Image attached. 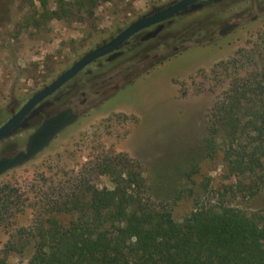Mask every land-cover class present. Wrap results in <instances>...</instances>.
I'll use <instances>...</instances> for the list:
<instances>
[{
	"label": "rangeland",
	"instance_id": "374dc122",
	"mask_svg": "<svg viewBox=\"0 0 264 264\" xmlns=\"http://www.w3.org/2000/svg\"><path fill=\"white\" fill-rule=\"evenodd\" d=\"M63 1L66 17L50 15ZM176 1L0 0V125L86 52ZM201 1L158 24L154 36L156 28L132 36L116 58L89 65L92 74L79 73L0 141V157L23 150L45 117L72 99L77 106V120L43 151L0 175V255L10 264L28 263L48 217L69 221L58 202L81 185L112 187L100 166L115 156L139 165L147 197L172 208L176 221L202 205L264 220V189L249 196L237 187L206 140L216 102L235 80L264 69V54L246 59L260 44L264 51V0Z\"/></svg>",
	"mask_w": 264,
	"mask_h": 264
},
{
	"label": "trees",
	"instance_id": "16d2710c",
	"mask_svg": "<svg viewBox=\"0 0 264 264\" xmlns=\"http://www.w3.org/2000/svg\"><path fill=\"white\" fill-rule=\"evenodd\" d=\"M87 2L98 0H80ZM64 4L50 15L66 17ZM260 45L246 59L264 54ZM206 140L210 153H221L229 176L238 178L237 187L249 196L264 189V69L235 80L216 102ZM138 167L125 157L106 160L100 168L112 187L81 185L58 202L57 209L71 218L50 216L37 228L26 264H264L262 218L231 206L202 205L176 221L172 208L151 203ZM4 207L0 201V211ZM0 264L10 263L0 255Z\"/></svg>",
	"mask_w": 264,
	"mask_h": 264
},
{
	"label": "water",
	"instance_id": "95a60500",
	"mask_svg": "<svg viewBox=\"0 0 264 264\" xmlns=\"http://www.w3.org/2000/svg\"><path fill=\"white\" fill-rule=\"evenodd\" d=\"M199 1L201 0H178L154 13L142 16L130 23L126 28L106 43L86 52L52 82L30 97L27 102L23 104L21 108H19V110H17L0 127V141L11 136L19 127L23 126L25 118L38 104L42 103L54 94L65 83L73 79L80 71L85 69L90 63L109 54H111V58H116L118 56L116 50L136 33L146 29L147 27L158 25L180 14L184 10L187 11L188 8H192L193 5ZM235 26L236 24L227 25L220 31V34H225ZM160 30L161 26L159 25L153 32L148 34V36H154ZM78 117L79 114L75 112L73 108L69 107L61 109L44 118L39 126L29 135L26 146L23 150L18 151L12 156L0 157V175L14 167L24 164L43 151L59 133L73 124Z\"/></svg>",
	"mask_w": 264,
	"mask_h": 264
},
{
	"label": "flooded vegetation",
	"instance_id": "af4514ba",
	"mask_svg": "<svg viewBox=\"0 0 264 264\" xmlns=\"http://www.w3.org/2000/svg\"><path fill=\"white\" fill-rule=\"evenodd\" d=\"M157 27H158V25H153V26H151V27H149V28H150V29H153V28L155 29V28H157ZM146 29H148V28H146ZM146 29H143V30L139 31L138 33L143 32V31H146ZM138 33H136V34H138ZM136 34H135V35H136ZM129 39H130V38H129ZM116 52H117V51H116ZM109 56H111V54L106 55V56H104V57H100V58L96 59L95 61H93L92 63H90L89 65L94 64V63L97 62L99 59H100V60H101V59H105V58H107V57H109ZM89 65H88V66H89ZM98 65L101 66V63H98ZM88 66H87V67H88ZM87 67H86L85 69H83L82 71H86V70L88 69ZM82 71H80L79 73H81ZM79 73H78V74H79ZM87 73H88V74H92V72H91L90 70H87ZM78 74H77V75H78ZM77 75H76V76H77ZM76 76H75V77H76ZM75 77H74V78H75ZM74 78H73V79H74ZM73 79H71V80H73ZM71 80H70V81H71ZM70 81H68V82H70ZM68 82H67V83H68ZM67 83H65L60 89H58L54 94H52V95H51L50 97H48L47 99H49V98H50V99H51V98H54V97L56 96V94L59 92V90H61V89L67 84ZM77 88H78V84H77V83H74V84H73V87L71 88V90L74 92ZM82 94L85 95V92H82ZM74 96H75V95H74ZM74 96H73V97H74ZM85 100H86V99L82 100V103H84ZM26 102H27V101H26ZM26 102H24V104H25ZM44 103H45V102L43 101L42 103L38 104V105H37V106H36V107L30 112V114H31L32 112H34L36 109H38L39 107H43V106H45ZM69 107L73 108L74 111L77 112V113L79 114V112L77 111V106H76V105H73V99L69 102V104H68L67 107H65V108H69ZM65 108H63V109H65ZM59 110H61V109H59ZM59 110H58V111H59ZM55 113H56V112H55ZM30 114H29V115H30ZM53 114H54V113H53ZM29 115L25 118L24 123H25V121L29 118ZM51 115H52V114H51ZM49 116H50V115H49ZM47 117H48V116H47ZM45 118H46V117H45ZM7 120H8V119H7ZM7 120H6V121H7ZM6 121H5V122H6ZM5 122H4V123H5ZM4 123H3V124H4ZM3 124H1L0 127H1ZM38 126H39V125H38ZM38 126H37V127H38ZM37 127H36V128H37ZM36 128H35V129H36ZM28 137H29V136H28ZM27 140H28V138H27ZM26 143H27V141H26ZM25 146H26V144H25ZM19 151H20V150H19ZM17 152H18V151H17ZM17 152H16V153H17ZM16 153H14V154H16ZM14 154H11V155H8V156H12V155H14Z\"/></svg>",
	"mask_w": 264,
	"mask_h": 264
},
{
	"label": "bare ground",
	"instance_id": "6f19581e",
	"mask_svg": "<svg viewBox=\"0 0 264 264\" xmlns=\"http://www.w3.org/2000/svg\"><path fill=\"white\" fill-rule=\"evenodd\" d=\"M147 28H149V27H147ZM104 57V56H103Z\"/></svg>",
	"mask_w": 264,
	"mask_h": 264
}]
</instances>
